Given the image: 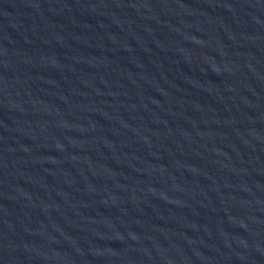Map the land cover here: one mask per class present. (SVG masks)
Masks as SVG:
<instances>
[{
    "label": "water",
    "instance_id": "obj_1",
    "mask_svg": "<svg viewBox=\"0 0 264 264\" xmlns=\"http://www.w3.org/2000/svg\"><path fill=\"white\" fill-rule=\"evenodd\" d=\"M0 264H264V0H0Z\"/></svg>",
    "mask_w": 264,
    "mask_h": 264
}]
</instances>
